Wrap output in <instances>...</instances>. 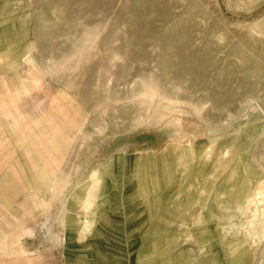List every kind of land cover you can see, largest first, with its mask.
Masks as SVG:
<instances>
[{
  "label": "rangeland",
  "instance_id": "1",
  "mask_svg": "<svg viewBox=\"0 0 264 264\" xmlns=\"http://www.w3.org/2000/svg\"><path fill=\"white\" fill-rule=\"evenodd\" d=\"M0 183V264H264V0H0Z\"/></svg>",
  "mask_w": 264,
  "mask_h": 264
},
{
  "label": "crops",
  "instance_id": "2",
  "mask_svg": "<svg viewBox=\"0 0 264 264\" xmlns=\"http://www.w3.org/2000/svg\"><path fill=\"white\" fill-rule=\"evenodd\" d=\"M2 179L4 180V177L2 176ZM5 181V180H4ZM4 181H3V183H4ZM1 184V183H0ZM9 189L13 192V193H16V190H15V188L14 187H9Z\"/></svg>",
  "mask_w": 264,
  "mask_h": 264
},
{
  "label": "bare ground",
  "instance_id": "3",
  "mask_svg": "<svg viewBox=\"0 0 264 264\" xmlns=\"http://www.w3.org/2000/svg\"><path fill=\"white\" fill-rule=\"evenodd\" d=\"M256 206H257V204H256ZM261 209H264V206H263V204L261 205ZM262 226V225H261Z\"/></svg>",
  "mask_w": 264,
  "mask_h": 264
}]
</instances>
